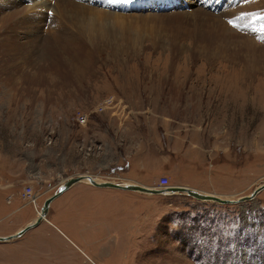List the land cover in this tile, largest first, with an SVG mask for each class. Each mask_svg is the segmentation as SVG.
<instances>
[{"label":"rangeland","instance_id":"obj_1","mask_svg":"<svg viewBox=\"0 0 264 264\" xmlns=\"http://www.w3.org/2000/svg\"><path fill=\"white\" fill-rule=\"evenodd\" d=\"M16 1L12 8L32 13L10 37L9 52L0 44V233L15 231L16 218L38 217L45 199L78 173L153 187L167 176L171 185L224 199L264 183V58L247 57L239 41L218 51L197 41L210 24L193 14L202 7L231 21L262 52L264 0H70L63 15L57 0ZM13 3L0 0V18ZM90 8L126 17L106 24ZM35 12L38 20L28 22ZM27 28L43 45L24 41ZM7 31L0 22V36ZM27 187L36 199L23 196ZM75 191L63 233L44 223L41 236L0 241V257L9 264H264V189L239 203L113 187Z\"/></svg>","mask_w":264,"mask_h":264},{"label":"bare ground","instance_id":"obj_2","mask_svg":"<svg viewBox=\"0 0 264 264\" xmlns=\"http://www.w3.org/2000/svg\"><path fill=\"white\" fill-rule=\"evenodd\" d=\"M114 1V0H112ZM111 1V2H112ZM129 1V0H128ZM204 1V2H203ZM206 1H213V0H202L200 1L201 4H206L205 2ZM215 1V0H214ZM70 2V0H57L56 1V6H55V10H57L60 15H63V8L64 6ZM73 2V1H72ZM71 2V3H72ZM197 2V1H196ZM218 2V1H217ZM248 2V1H247ZM75 3V2H74ZM77 3V2H76ZM44 4V3H43ZM42 4V5H43ZM70 4V3H69ZM214 4V2H213ZM217 4V3H216ZM246 4V3H245ZM18 6L17 4V1L14 0V3L11 5L10 9L11 10V13H9L6 17L3 16L0 18V22H1V27L7 31V35L6 36H0L1 38V42L0 44L3 45L4 49L6 52H9V49L6 47L7 45H9V42H16V41H13L10 37H15L18 33L17 29H19L20 27L24 28L26 25L24 23H22L23 21V17L25 15H28L27 12H30V9H32V7L30 8H26V9H23V8H12L14 6ZM74 5V4H73ZM117 5V4H115ZM69 6V5H68ZM225 6V5H224ZM252 6V5H251ZM255 6V5H254ZM45 7V6H44ZM243 7V6H242ZM245 7V6H244ZM66 8V7H65ZM207 8V7H206ZM225 8V7H224ZM220 9L218 11V13L220 14V12L224 9ZM92 10V13L93 15L95 16V18H100L101 20H105L104 23L106 24H112V23H117V22H120L122 18H125L126 16H123L124 14L121 13V12H110V11H107V10H99V9H94V8H90ZM226 9V8H225ZM239 9V8H238ZM249 9H254L253 7H250ZM246 11V9H244ZM248 10V9H247ZM87 11V10H86ZM242 11V10H241ZM39 12V11H38ZM238 12V10H237ZM252 12V11H250ZM258 12V11H257ZM32 13V12H30ZM36 13V12H35ZM41 14V13H40ZM193 14L195 15H198L199 17H201V19L207 23L210 24V27L207 28V34H195L194 37L197 38V41H211V43L215 44L214 46L216 47L217 51H218V46H223L224 43H227L229 45H232L234 42L236 41H239L241 44H244L241 46V50L240 51H244L246 52L247 54V57L249 58H264V45L261 46L262 47V52H259L257 46V44L255 43L254 39L252 38V36H248L247 33L245 32V30L243 31H240L239 33L238 32H235L233 30L230 29V27L228 26L229 22L228 21H222L221 18L222 17H219V15L217 14H214L213 12L205 9V8H202V7H198L196 10L193 11ZM239 14V13H238ZM251 14V13H250ZM43 15V14H42ZM41 15V16H42ZM251 16V15H250ZM257 16V15H256ZM38 17V14L36 13V16L35 14L31 15V16H28L26 18V20L28 22H32L35 23L36 22V19ZM43 17V16H42ZM41 17V18H42ZM62 17V16H61ZM246 17V16H245ZM248 17V16H247ZM29 18V20H28ZM49 18L44 16V19H42L40 21V23H43L41 25H47L49 24L47 22ZM67 19V18H66ZM236 20V23L238 21V19L240 18H229V20ZM242 19V18H241ZM248 19V18H247ZM38 20V19H37ZM124 20V19H123ZM225 20V19H224ZM242 22L245 21L244 19L241 20ZM25 22V21H24ZM39 22V21H38ZM26 23V22H25ZM39 23V24H40ZM67 23V22H65ZM64 23V24H65ZM95 23V22H94ZM27 24V27L30 28L31 27V24L30 23H26ZM37 24V23H36ZM87 24V22H86ZM12 25V26H11ZM34 25V24H33ZM32 25V26H33ZM80 25V24H79ZM119 25V23L117 24V26ZM38 26V25H37ZM114 26V25H113ZM255 26V25H254ZM41 27V26H40ZM64 27V26H63ZM92 27V26H91ZM27 28V29H28ZM39 28V27H38ZM87 27H82L81 29V33L82 34H85L87 36H91L92 34L90 33V31L86 30ZM263 29V28H262ZM40 30V28L38 29V31ZM231 32H230V31ZM32 31V32H31ZM50 32V31H49ZM75 32V31H73ZM1 33V32H0ZM26 34V39H24V41L27 43V42H34V44H42L41 43V38L40 36H38L37 38V32L34 31V28L32 29H28L24 32ZM36 33V34H35ZM42 33V32H40ZM45 33V32H44ZM101 33H106V30H104V32L102 31ZM253 33V32H252ZM5 34V33H4ZM55 34V32L53 33ZM65 34V32H64ZM69 34V33H68ZM49 35V34H47ZM56 35H58L56 33ZM19 36V35H17ZM65 36V35H64ZM51 37V36H50ZM55 37V36H54ZM63 37V36H62ZM66 37V36H65ZM107 37V36H105ZM104 37V38H105ZM58 38V37H56ZM46 39V38H45ZM59 39V38H58ZM64 39V38H63ZM109 39V38H108ZM44 40V38H43ZM50 40V39H49ZM52 40V39H51ZM50 40V41H51ZM58 40H56L57 42ZM65 41V40H64ZM47 42L49 43V41L47 40ZM217 42L219 43V45H217ZM55 43V42H54ZM59 43V42H58ZM29 45H34L33 43H27ZM50 44V43H49ZM43 45V44H42ZM45 45V44H44ZM52 45V44H51ZM12 46V45H10ZM48 46V45H46ZM50 46V45H49ZM53 46V45H52ZM234 46V45H232ZM51 48V47H50ZM55 48V47H54ZM3 49V48H2ZM49 49V48H48ZM224 49V48H222ZM52 50V48L50 49ZM55 50V49H54ZM221 51V50H220ZM8 53H6L7 55ZM233 55H236L237 54V51L232 53ZM232 58V57H231ZM257 60V59H256ZM260 61V60H259ZM255 64H258V63H255ZM253 64L252 67H256V65ZM192 188V187H191ZM195 189V188H194ZM197 190V189H196ZM41 212V211H40Z\"/></svg>","mask_w":264,"mask_h":264},{"label":"water","instance_id":"obj_3","mask_svg":"<svg viewBox=\"0 0 264 264\" xmlns=\"http://www.w3.org/2000/svg\"><path fill=\"white\" fill-rule=\"evenodd\" d=\"M80 181H86L98 187H113V188H118V189H123V190L143 192L147 194L186 193L188 195L194 196L202 200H213V201H217L220 203H239V202L248 201V200L253 199L258 194V192L264 189V183H263L259 185L258 187H256L250 194L241 196L238 199H224L215 194L202 193L194 188H191L185 185H171L165 188H157V187L147 186V185L134 183V182L126 183L122 181H113V180H104V179L100 180L99 177L97 176H93L90 174H80V175L72 176L69 179H67L63 183V185L59 187L58 190H56L51 196L45 199L43 206L41 207V213L34 221L22 227L16 233L6 235V236L1 235L0 241H9L14 238H18L30 228L40 224V222L46 218V215L48 214L52 201L55 198H57L61 192H63L64 190L71 187L73 184L80 182Z\"/></svg>","mask_w":264,"mask_h":264},{"label":"crops","instance_id":"obj_4","mask_svg":"<svg viewBox=\"0 0 264 264\" xmlns=\"http://www.w3.org/2000/svg\"><path fill=\"white\" fill-rule=\"evenodd\" d=\"M78 174L80 175L81 173H78ZM90 174H92L93 176H98V175H95L94 173H90ZM147 186H149V185H147ZM78 188L79 189L80 188H86L88 190H95V189L96 190H98V189L105 190L108 187H98V186L92 185L86 181H80V182L73 184L71 187H69L68 189L61 192L60 195L52 201L50 208H49V211H48V214L46 215V218L44 220H42L40 222V224H38V225L30 228L29 230H27L24 234H26L30 231H34L35 235L39 233L41 236L42 234H44V232H43L44 223L46 225H48L54 231L63 233L64 231L62 229V226L65 223L66 217L71 215V206L73 204L75 197L79 194V193H75L76 192L75 190ZM67 196H68V198L65 199L64 197H67ZM58 198H59L58 205H55L54 203H56L55 201ZM16 209H19V207ZM12 213H13L12 211L7 213L5 218L11 216ZM36 218L37 217H29L28 218L26 216L25 217L21 216L20 218H16L15 219L16 223L13 225V227L15 226L14 227L15 231H12V232L6 231L4 233H0V236L1 235L6 236V235L13 234L14 232H17L18 230H20L22 227L26 226L30 222L34 221ZM24 234L21 235L20 237H23ZM39 237L36 238L35 240H38ZM15 239H17V238H14L12 240L5 241V242L14 241ZM1 249H3V248H1ZM11 261L12 260L5 261L3 257H0V262H2L3 264H9Z\"/></svg>","mask_w":264,"mask_h":264},{"label":"built area","instance_id":"obj_5","mask_svg":"<svg viewBox=\"0 0 264 264\" xmlns=\"http://www.w3.org/2000/svg\"><path fill=\"white\" fill-rule=\"evenodd\" d=\"M77 119L81 124H85L87 122V115L86 114L79 115ZM168 186H171L169 178L167 176H162L161 180L158 183L157 188H165ZM23 196L28 197L30 199H36V194H34L33 189L30 187L25 188L23 192Z\"/></svg>","mask_w":264,"mask_h":264},{"label":"snow or ice","instance_id":"obj_6","mask_svg":"<svg viewBox=\"0 0 264 264\" xmlns=\"http://www.w3.org/2000/svg\"><path fill=\"white\" fill-rule=\"evenodd\" d=\"M229 23H232L231 21H229Z\"/></svg>","mask_w":264,"mask_h":264}]
</instances>
